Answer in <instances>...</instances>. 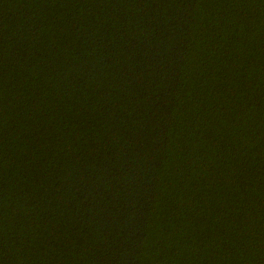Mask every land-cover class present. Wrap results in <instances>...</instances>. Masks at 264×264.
Returning <instances> with one entry per match:
<instances>
[{
	"label": "trees",
	"instance_id": "16d2710c",
	"mask_svg": "<svg viewBox=\"0 0 264 264\" xmlns=\"http://www.w3.org/2000/svg\"><path fill=\"white\" fill-rule=\"evenodd\" d=\"M0 264H264V0H0Z\"/></svg>",
	"mask_w": 264,
	"mask_h": 264
}]
</instances>
